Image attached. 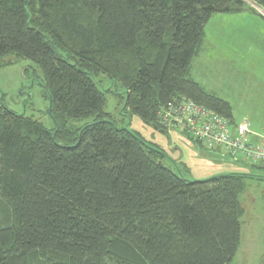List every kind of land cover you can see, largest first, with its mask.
I'll return each instance as SVG.
<instances>
[{
  "label": "trees",
  "instance_id": "obj_1",
  "mask_svg": "<svg viewBox=\"0 0 264 264\" xmlns=\"http://www.w3.org/2000/svg\"><path fill=\"white\" fill-rule=\"evenodd\" d=\"M249 1L264 12V0ZM246 11L243 0H0V68L40 71L54 124L0 103V264L231 263L239 196L260 178L188 180L163 149L117 125L99 87L109 80L145 125L209 149L158 112L188 99L239 123L191 71L212 16Z\"/></svg>",
  "mask_w": 264,
  "mask_h": 264
},
{
  "label": "rangeland",
  "instance_id": "obj_2",
  "mask_svg": "<svg viewBox=\"0 0 264 264\" xmlns=\"http://www.w3.org/2000/svg\"><path fill=\"white\" fill-rule=\"evenodd\" d=\"M243 2L245 7L259 9L252 1ZM258 11L264 14L261 9ZM204 33L202 51L192 62L191 78L206 91L229 102L235 121L248 120L261 132L264 124V17L247 12L216 14L206 24ZM41 78L40 71L29 61L0 68V103L16 114L31 117L45 128L53 129L49 104L42 96ZM102 79L99 89L105 95L104 111L119 127H126L147 142L160 144L172 162L185 167L188 180L203 181L228 173H249L260 178L259 181L246 180L245 190L239 196L244 214L240 221V244L230 264H264L263 166L255 169L250 166L256 163L234 162L206 144L209 149H203L175 129L167 134L153 130L124 109V102L120 100L122 90ZM84 123L73 122L72 126Z\"/></svg>",
  "mask_w": 264,
  "mask_h": 264
},
{
  "label": "built area",
  "instance_id": "obj_3",
  "mask_svg": "<svg viewBox=\"0 0 264 264\" xmlns=\"http://www.w3.org/2000/svg\"><path fill=\"white\" fill-rule=\"evenodd\" d=\"M163 125L183 129L200 143L232 155L239 154L248 163L264 164V126L254 130L248 120L232 125L188 99L160 109Z\"/></svg>",
  "mask_w": 264,
  "mask_h": 264
},
{
  "label": "crops",
  "instance_id": "obj_4",
  "mask_svg": "<svg viewBox=\"0 0 264 264\" xmlns=\"http://www.w3.org/2000/svg\"><path fill=\"white\" fill-rule=\"evenodd\" d=\"M259 9H256V10H254V13H258L259 15H261V16H263L264 17V14H262L260 11H258ZM257 11V12H256ZM248 14H252L253 12H248V11H246ZM245 13V12H244ZM243 13V14H244ZM169 130L170 129H168V133H169ZM172 136H175V135H172ZM156 141V140H155ZM157 145V144H156ZM158 147H160L161 148V146H160V144L159 145H157ZM161 149H163V148H161ZM164 150V149H163ZM165 151V150H164ZM166 152V151H165ZM167 154V153H166Z\"/></svg>",
  "mask_w": 264,
  "mask_h": 264
},
{
  "label": "bare ground",
  "instance_id": "obj_5",
  "mask_svg": "<svg viewBox=\"0 0 264 264\" xmlns=\"http://www.w3.org/2000/svg\"><path fill=\"white\" fill-rule=\"evenodd\" d=\"M158 117H159L160 122H162L163 119H162V116L160 115V112H158Z\"/></svg>",
  "mask_w": 264,
  "mask_h": 264
}]
</instances>
